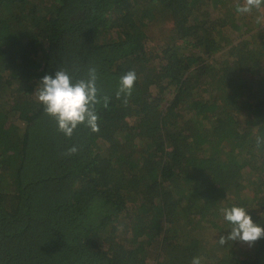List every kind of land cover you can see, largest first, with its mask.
<instances>
[{
    "label": "trees",
    "instance_id": "trees-1",
    "mask_svg": "<svg viewBox=\"0 0 264 264\" xmlns=\"http://www.w3.org/2000/svg\"><path fill=\"white\" fill-rule=\"evenodd\" d=\"M236 2L0 0V264H264L218 241L223 207L264 226V6ZM90 66L110 100L69 138L35 89Z\"/></svg>",
    "mask_w": 264,
    "mask_h": 264
},
{
    "label": "clouds",
    "instance_id": "clouds-1",
    "mask_svg": "<svg viewBox=\"0 0 264 264\" xmlns=\"http://www.w3.org/2000/svg\"><path fill=\"white\" fill-rule=\"evenodd\" d=\"M264 0H237L236 11L240 14L260 10ZM135 70H129L119 77L115 97L127 105L137 81ZM98 70L90 66L83 78L73 79L66 69H58L55 74H45L38 81L35 89L37 101L43 105V112L56 122L57 131L71 138L81 124L92 132L99 131L97 105L107 106L110 97H100L97 86ZM256 146H264V136L256 137ZM79 151L77 145L67 149L66 155ZM223 218L230 225L227 236L221 235L219 243L242 241L249 245L264 237V226L253 221L247 209L236 204L220 209ZM190 264H201L200 257L194 256Z\"/></svg>",
    "mask_w": 264,
    "mask_h": 264
},
{
    "label": "rangeland",
    "instance_id": "rangeland-1",
    "mask_svg": "<svg viewBox=\"0 0 264 264\" xmlns=\"http://www.w3.org/2000/svg\"><path fill=\"white\" fill-rule=\"evenodd\" d=\"M242 189H243V190H247L248 188H246V186H242Z\"/></svg>",
    "mask_w": 264,
    "mask_h": 264
}]
</instances>
